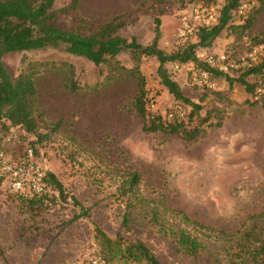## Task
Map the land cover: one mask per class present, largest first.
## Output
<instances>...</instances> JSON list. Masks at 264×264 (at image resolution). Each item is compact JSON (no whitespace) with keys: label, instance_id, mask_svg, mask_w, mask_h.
<instances>
[{"label":"rangeland","instance_id":"374dc122","mask_svg":"<svg viewBox=\"0 0 264 264\" xmlns=\"http://www.w3.org/2000/svg\"><path fill=\"white\" fill-rule=\"evenodd\" d=\"M66 1L56 0L53 8L58 9ZM224 1L80 0L79 13L95 23L123 16L124 26L118 33L128 39L135 36L142 44L151 41L153 18L159 16V46L171 52L197 41L194 34L187 38L178 36L182 8L191 10L193 3L212 2L219 13ZM247 1L250 12L258 1ZM260 16L261 13L243 33L235 27L242 18L236 13L230 27L220 33L207 52L245 50L252 36L264 29ZM57 25L70 29V18L59 17ZM200 51L196 50V56ZM116 58L125 67L135 65L128 51ZM62 61L75 69L82 88L76 93L68 92L62 74L50 69L53 63L57 66ZM3 62L11 77L34 64L31 66L36 70L39 105L44 111L40 132H47L48 123L61 120V124L57 132L49 133L42 141L17 128V142L16 138L6 139L11 127L7 129L2 121L0 148L18 153L27 146L33 147L44 170L62 184L66 198L55 195L54 203L30 215L0 178V264H86L93 255L104 257L96 227L113 239L143 241L161 264H249L247 251L241 250L244 245L247 249L241 235L248 217L264 211V121H259L262 103L252 108V96L242 101L231 97L244 94L241 84L235 82L233 90L234 86L230 87L224 77L216 76L215 88L203 90L189 82L188 70L193 63H180L178 69L176 63L166 64L187 98L193 102L201 100L203 111L216 110V114L211 113L213 121L223 122L235 111L242 114L231 133L213 128L196 140L186 141L177 135L142 129V119L134 109L136 82L122 70L107 64L95 66L61 47L7 53ZM157 66L155 57H142L139 70L145 77L147 102L156 103L155 114H164L175 100L161 84ZM246 116L249 122L256 121L254 127L246 123ZM125 170L140 173V190L149 204L181 209L217 231L205 239L200 252L188 254L172 236L159 233L148 221L146 203L133 210L131 228L122 227L124 205L117 194L115 174L121 175ZM72 196L88 209L89 217L74 219L80 209ZM257 222L264 230V217ZM108 261L123 264L124 259Z\"/></svg>","mask_w":264,"mask_h":264},{"label":"trees","instance_id":"16d2710c","mask_svg":"<svg viewBox=\"0 0 264 264\" xmlns=\"http://www.w3.org/2000/svg\"><path fill=\"white\" fill-rule=\"evenodd\" d=\"M215 1V0H212ZM258 4L250 10L247 0H225L219 9L218 20L212 26L199 27L195 33L196 42L171 52L164 51L159 46L161 19L153 18V37L147 44L140 43L135 36L129 39L118 33L124 26L123 16H115L104 23H95L81 17L79 13L80 0H67L58 9L53 8L56 0H0V122L9 129L19 126L23 131L33 134L38 141H42L51 132H57L61 120L48 123L47 132L40 129L44 123V111L38 100V92L34 81L36 70L29 64L15 77H11L3 62V56L11 52L38 50L61 47L66 53L82 57L95 66L107 64L112 69L124 71L136 82L137 94L134 109L142 119V129L147 132L161 131L165 134L177 135L183 140H196L209 126L219 127L220 120L213 121L211 113L216 110H202L200 102H193L181 91L178 83L171 77L166 64L187 63L198 64L196 56L198 48L203 49L212 45L220 33L230 27V21L237 13L242 3L247 4V12L241 22L236 24L240 32H245L255 22L256 17L264 11V0H257ZM183 3L184 0H179ZM212 3V2H211ZM249 12V13H248ZM70 18V29H63L57 25L59 17ZM264 43V30L251 38L250 44ZM122 51H128L135 65L125 67L116 58ZM153 56L158 61L156 69L161 84L174 97V106L185 109L184 117L167 119L162 114L149 113L146 108L145 77L139 70L142 57ZM48 63H42L46 65ZM31 66V67H30ZM49 66V64H48ZM51 70L62 74L63 85L70 93L81 90L74 67L62 61L54 63ZM215 76H222L231 87L234 82L241 84L244 90L252 96L255 86L264 82V61L247 68L238 76H231L225 72L212 69ZM253 77V80H248ZM250 104L257 102L251 101ZM264 109V103L262 104ZM171 107L168 108V110ZM167 110V111H168ZM109 173H112L108 170ZM115 173V172H114ZM118 185V197L124 205L121 225L125 229L131 228V214L140 204L147 208V218L157 231L166 236H172L177 244L188 254L195 255L202 250L206 238L213 237L217 231L190 217L185 211L158 204H149L140 190L141 175L135 170H125L121 175L115 174ZM46 182L50 189L41 195L18 196L20 207L25 213H38L48 203L55 202V195L66 198L62 184L52 173L46 172ZM73 202L79 207L80 213L74 215L89 217V211L74 196ZM264 217V211L258 215H251L247 219L245 230L241 235L247 243L241 248L247 251L249 264H264V230L260 229L257 219ZM220 232V231H218ZM96 235L103 246L104 257L111 260L116 257L127 262L143 264H161L154 252L141 240L123 241L120 237L110 238L96 227Z\"/></svg>","mask_w":264,"mask_h":264},{"label":"built area","instance_id":"2783aa9c","mask_svg":"<svg viewBox=\"0 0 264 264\" xmlns=\"http://www.w3.org/2000/svg\"><path fill=\"white\" fill-rule=\"evenodd\" d=\"M192 9L182 8L180 11L179 37L187 38L196 33L199 27L212 26L218 20L216 5L213 3L197 2L192 4ZM247 10V4L242 3L237 14L243 16ZM196 36V35H195ZM199 63L193 65L188 70L189 82L203 90L215 88V75L212 69L233 75L236 72H243L245 69L256 66L264 61V43L249 44L245 50L235 53L234 50L208 53L201 50L197 55ZM175 68L180 64L176 63ZM252 101L264 103V82L258 83L252 94ZM147 110L156 113L157 106L152 100L146 102ZM186 111L179 106H172L164 115L167 119L184 117ZM13 126L6 139L16 138ZM25 132V131H23ZM0 178L6 183L10 193L17 196L41 195L47 192L50 187L46 182V171L36 159L35 150L27 146L23 151L14 153L0 148ZM86 264H110L101 255H93Z\"/></svg>","mask_w":264,"mask_h":264},{"label":"crops","instance_id":"0c3cea01","mask_svg":"<svg viewBox=\"0 0 264 264\" xmlns=\"http://www.w3.org/2000/svg\"><path fill=\"white\" fill-rule=\"evenodd\" d=\"M112 1H116V0H112ZM259 20H261L262 21V23L264 24V11L263 12H261V16H260V18H258ZM258 20V21H259ZM256 24H257V22H256ZM255 25V24H254ZM264 29H262V31H263ZM259 32H260V30H259ZM258 33V32H257ZM214 42H215V40L213 41V43H212V45L211 46H209V47H205V48H203V49H201V50H208V49H210L212 46H213V44H214ZM221 77V76H220ZM219 77V78H220ZM215 78H216V76H215ZM214 78V79H215ZM235 82L232 84V86L231 87H233V90H236V87H235ZM232 91V90H231ZM244 94L243 95H239V94H232L231 95V97L232 98H235L237 101H242V100H244V99H247V97L249 96L250 97V94H248L245 90H244V92H243ZM250 104V103H249ZM250 105H252L251 107L253 108V107H256L258 104L257 103H255V104H250ZM250 107V108H251ZM263 112H261L260 113V120L259 121H264V109L262 110ZM241 116H242V114L238 111H235L234 113H232V116L231 117H229V118H227V119H223V122L221 121V125L219 126V127H216V126H209V127H207L205 130H204V132L202 133V134H207V133H209L210 131H212L213 130V128H223L226 132H232L233 130H235L236 129V127H237V122L238 121H240L242 118H241ZM249 116H246V123L248 124H250V126L251 127H254V124L256 123V121L254 120V119H251L250 120V122L248 121V118ZM201 134V135H202Z\"/></svg>","mask_w":264,"mask_h":264}]
</instances>
